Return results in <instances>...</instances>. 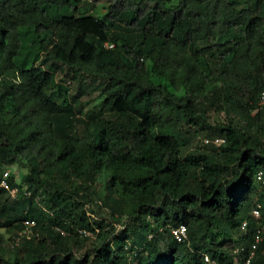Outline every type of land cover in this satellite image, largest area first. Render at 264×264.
<instances>
[{
  "label": "trees",
  "instance_id": "trees-1",
  "mask_svg": "<svg viewBox=\"0 0 264 264\" xmlns=\"http://www.w3.org/2000/svg\"><path fill=\"white\" fill-rule=\"evenodd\" d=\"M101 1L0 0V174L24 173L0 264H241L264 233V0Z\"/></svg>",
  "mask_w": 264,
  "mask_h": 264
},
{
  "label": "built area",
  "instance_id": "built-area-1",
  "mask_svg": "<svg viewBox=\"0 0 264 264\" xmlns=\"http://www.w3.org/2000/svg\"><path fill=\"white\" fill-rule=\"evenodd\" d=\"M259 104H264V90H262L259 94ZM215 144H219L222 143L223 141L221 139H215L213 141ZM10 176V173L8 171H5L2 175V177L0 178V189L6 191L7 193H9L10 198L11 199H15L18 193V189L17 188H12L8 181L7 178ZM18 178H16L17 180ZM255 181H257L261 186L264 187V173L263 171H258L257 174L255 175ZM27 195V194H26ZM252 215L255 218H258L260 213H259V209L255 208L252 210ZM23 226H24V230L20 231L17 234V237L13 238V243L15 245H18L22 239H31V238H38L39 235L36 231L33 230V227H35V221L34 220H25L23 222ZM246 222H243L241 224V230L245 231L246 230ZM59 231V230H58ZM59 233L64 236L65 233L63 231H59ZM79 234L81 235H85V236H92V233L90 232H84L79 230L78 231ZM172 236L175 238V240L177 242L182 241L185 237H186V228L184 225H180L177 228L173 229L172 231ZM264 242V233L262 232H256L253 236H252V241L250 243V245H248L246 248H244V246H240L238 247V249H235L234 253L237 256H240L242 259V263L241 264H252L253 259L256 257L257 255V249L259 247V245L261 243ZM263 254V260H264V252ZM203 260L205 263L207 264H216L213 260H211L209 258L208 255L203 254Z\"/></svg>",
  "mask_w": 264,
  "mask_h": 264
},
{
  "label": "rangeland",
  "instance_id": "rangeland-1",
  "mask_svg": "<svg viewBox=\"0 0 264 264\" xmlns=\"http://www.w3.org/2000/svg\"><path fill=\"white\" fill-rule=\"evenodd\" d=\"M84 4L79 9V13L80 14H83V15H87V14L100 15L101 13L104 12L103 5H102L104 3L102 1L98 2V3H94V2H92V0H86V2H84ZM86 9L88 11H86ZM84 80L87 81L86 82L88 84L87 85V93L89 95L88 100H86V102L84 104L85 111H88V110H90L92 108L95 109V111H98L100 103L102 102L103 99L99 95V92L97 90L93 89L94 85H97V83L93 82L91 79H87V78H85ZM208 117H209V121L212 122V123H214V122H222V121L226 120V117H225V115L223 113H216L214 110L210 111V113L208 114ZM261 120L264 123V109H263V112H262ZM189 145L190 146H194L195 145L194 140L191 139ZM10 170H13L14 174H16V172L18 171V169L16 167H14V168L11 167ZM22 174H24V173L21 170V173L18 172L16 174V176L17 177H22ZM12 202L13 201L9 200V205L12 206V204H13ZM107 220H108V218H107ZM116 226L117 225H115V227ZM116 229L117 230L121 229V226H119L118 228L116 227ZM0 234H2V236L4 237V248L5 249H9L10 246L7 243L8 242V240H7L8 239V235H5L4 232H2L1 230H0ZM160 245H161V248H164L166 246L165 241L164 242L162 241Z\"/></svg>",
  "mask_w": 264,
  "mask_h": 264
},
{
  "label": "clouds",
  "instance_id": "clouds-1",
  "mask_svg": "<svg viewBox=\"0 0 264 264\" xmlns=\"http://www.w3.org/2000/svg\"><path fill=\"white\" fill-rule=\"evenodd\" d=\"M5 171H8V172L10 173V176L15 175V174H14V171H13V170H10V168H7ZM5 171H3V173H4ZM3 173L0 174V178L2 177ZM10 176H9V177H10ZM15 176H16V175H15ZM9 177H8V178H9ZM8 178H7V181H8ZM16 178H18V179L16 180ZM18 180H19V177L16 176V177H15V181H18ZM8 183H9V181H8ZM25 194H27V193H25ZM15 199H16V198H15ZM15 199H11V198H10L11 201H15ZM80 235H81V234H80ZM90 237H91V236H90ZM13 238H14V237H12V240H13ZM12 240H11V243H12L13 245H15V244L13 243ZM20 243H21V242H20Z\"/></svg>",
  "mask_w": 264,
  "mask_h": 264
}]
</instances>
